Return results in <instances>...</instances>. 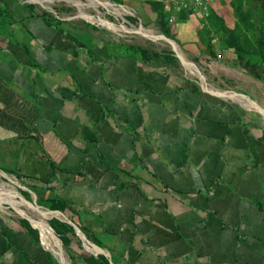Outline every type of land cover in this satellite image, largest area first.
Listing matches in <instances>:
<instances>
[{
  "label": "crops",
  "instance_id": "1",
  "mask_svg": "<svg viewBox=\"0 0 264 264\" xmlns=\"http://www.w3.org/2000/svg\"><path fill=\"white\" fill-rule=\"evenodd\" d=\"M253 2L264 15V0ZM208 9L172 12L176 40L260 118L237 95L227 100L144 65L129 46L94 43L83 28L48 26L33 5L0 0V168L35 186L40 203L62 202L57 212L110 264H264V61L228 49L210 27V13L234 26L231 0ZM15 201L43 230L41 215H59ZM0 264L57 262L0 212Z\"/></svg>",
  "mask_w": 264,
  "mask_h": 264
},
{
  "label": "rangeland",
  "instance_id": "2",
  "mask_svg": "<svg viewBox=\"0 0 264 264\" xmlns=\"http://www.w3.org/2000/svg\"><path fill=\"white\" fill-rule=\"evenodd\" d=\"M19 1L35 6L40 12L64 24L87 30L94 43H99L97 39L102 38L103 45L109 44L110 47L140 46L149 50L169 52L177 59L179 74H174L175 76L183 80H195L204 90L215 92L227 100L237 95V100L242 104L238 103L241 105L238 106L247 112L251 119L260 118L261 113L251 107V102L230 87V79L221 76L218 78L206 72L203 69V60L196 54H189L176 40L175 25L167 19L169 11L166 10L164 0H122L121 3L112 0ZM176 22H179L178 17ZM215 80H221L219 87H214ZM35 188L19 174L0 168V212L27 226L38 240L39 246L56 260L57 264H107L100 254L104 255L110 264L108 252L97 246L77 225L74 224L77 227L75 231L68 223V218L57 212L52 205L37 202L38 193ZM13 192L34 208L59 215H41L40 219H45L43 230L37 217L35 219L21 213L22 210L27 212V209L16 203L15 200L19 197H12L10 194Z\"/></svg>",
  "mask_w": 264,
  "mask_h": 264
},
{
  "label": "trees",
  "instance_id": "3",
  "mask_svg": "<svg viewBox=\"0 0 264 264\" xmlns=\"http://www.w3.org/2000/svg\"><path fill=\"white\" fill-rule=\"evenodd\" d=\"M112 1L121 3L122 0ZM231 6L236 18L234 26L231 28L227 27L222 17L210 13V27L215 29V31H222L223 42L228 49L246 57L250 62H263L264 15L262 10L253 0H231ZM4 14L5 12L0 10V15ZM40 16L48 26L59 28L61 24L59 20L43 12ZM128 49L131 53L136 54L144 65L163 68L175 75L179 74V69L176 64L177 59L169 52L149 50L140 46H129ZM37 202L40 203V200L37 199ZM56 209L64 212L65 205L62 204V202H57ZM69 228L73 231L71 226ZM90 238L96 245L100 246L96 239L92 236H90ZM99 256L104 258L108 264V260L104 255L100 254Z\"/></svg>",
  "mask_w": 264,
  "mask_h": 264
},
{
  "label": "built area",
  "instance_id": "4",
  "mask_svg": "<svg viewBox=\"0 0 264 264\" xmlns=\"http://www.w3.org/2000/svg\"><path fill=\"white\" fill-rule=\"evenodd\" d=\"M167 4V11L171 12L167 18L169 22L173 21L172 12L183 11L188 14H201L206 17L209 14V3L212 0H164Z\"/></svg>",
  "mask_w": 264,
  "mask_h": 264
},
{
  "label": "water",
  "instance_id": "5",
  "mask_svg": "<svg viewBox=\"0 0 264 264\" xmlns=\"http://www.w3.org/2000/svg\"><path fill=\"white\" fill-rule=\"evenodd\" d=\"M68 221V220H67ZM68 223L70 224V225H72L74 228H75V231H77V227L75 226V225H73L70 221H68Z\"/></svg>",
  "mask_w": 264,
  "mask_h": 264
},
{
  "label": "bare ground",
  "instance_id": "6",
  "mask_svg": "<svg viewBox=\"0 0 264 264\" xmlns=\"http://www.w3.org/2000/svg\"><path fill=\"white\" fill-rule=\"evenodd\" d=\"M3 190H4V189H3ZM11 194H12V193H11ZM13 194H14V193H13ZM14 195H15V194H14ZM16 196H17V195H16ZM29 208H30V207H29ZM37 212H39V211H37ZM41 213H42V212H41ZM60 215H61V214H60ZM35 216H36V215H35ZM38 216H39V215H38ZM38 216H37V217H38ZM42 225H43V224H42ZM94 250H95V249H94Z\"/></svg>",
  "mask_w": 264,
  "mask_h": 264
}]
</instances>
